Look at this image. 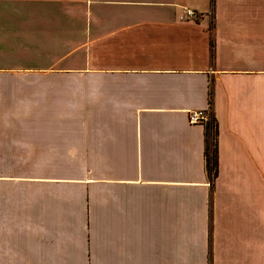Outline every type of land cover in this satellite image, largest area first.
<instances>
[{
    "label": "crops",
    "instance_id": "0c3cea01",
    "mask_svg": "<svg viewBox=\"0 0 264 264\" xmlns=\"http://www.w3.org/2000/svg\"><path fill=\"white\" fill-rule=\"evenodd\" d=\"M0 264H264V0H0Z\"/></svg>",
    "mask_w": 264,
    "mask_h": 264
},
{
    "label": "trees",
    "instance_id": "16d2710c",
    "mask_svg": "<svg viewBox=\"0 0 264 264\" xmlns=\"http://www.w3.org/2000/svg\"><path fill=\"white\" fill-rule=\"evenodd\" d=\"M205 150H204V156H205V163H206V169L208 172H215V138H214V132H213V124H211V119L208 123L205 124ZM208 139L209 144L212 146V149H208Z\"/></svg>",
    "mask_w": 264,
    "mask_h": 264
},
{
    "label": "built area",
    "instance_id": "2783aa9c",
    "mask_svg": "<svg viewBox=\"0 0 264 264\" xmlns=\"http://www.w3.org/2000/svg\"><path fill=\"white\" fill-rule=\"evenodd\" d=\"M184 16L186 18H191L194 13L191 9H184ZM188 122L189 123H206L208 121V116L205 111L193 110L188 112Z\"/></svg>",
    "mask_w": 264,
    "mask_h": 264
},
{
    "label": "rangeland",
    "instance_id": "374dc122",
    "mask_svg": "<svg viewBox=\"0 0 264 264\" xmlns=\"http://www.w3.org/2000/svg\"><path fill=\"white\" fill-rule=\"evenodd\" d=\"M208 142H209V139H208ZM208 148H209V149H210V148L212 149V146H211V145H209V147H208ZM211 149H210V150H211Z\"/></svg>",
    "mask_w": 264,
    "mask_h": 264
}]
</instances>
